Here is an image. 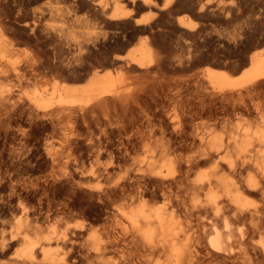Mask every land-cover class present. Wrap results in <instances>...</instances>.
<instances>
[{
    "label": "bare ground",
    "instance_id": "6f19581e",
    "mask_svg": "<svg viewBox=\"0 0 264 264\" xmlns=\"http://www.w3.org/2000/svg\"><path fill=\"white\" fill-rule=\"evenodd\" d=\"M181 1L8 0L2 7L0 83L10 85L0 84V264H264L263 204L248 201L264 187V131L250 136L247 124L235 125L223 136L193 122L227 110L229 94L264 85V37L235 64L237 77L212 66L199 79L146 83L185 69L195 23L176 17L180 54L168 63L172 46L162 35ZM29 42L32 55L17 56ZM28 58L43 71L39 89H26L35 84L23 71ZM58 164L61 174L52 169ZM200 167L208 169L187 184ZM74 213L100 223L57 227Z\"/></svg>",
    "mask_w": 264,
    "mask_h": 264
},
{
    "label": "rangeland",
    "instance_id": "374dc122",
    "mask_svg": "<svg viewBox=\"0 0 264 264\" xmlns=\"http://www.w3.org/2000/svg\"><path fill=\"white\" fill-rule=\"evenodd\" d=\"M156 1L158 4H160L164 0H156ZM256 2H257V0H191V1L183 0V2L182 1L179 2L174 7V12L172 13V15L165 17V21H166V24H168L171 27L172 25L176 24V17L178 15L184 14V17H190L192 19V22L195 23V27H194V31H193L195 35L191 38L190 37L186 38L185 36H184V38L181 37L183 40L186 38L185 42L187 44H189L188 49H190V51H191L190 52L191 54L189 53L190 57H188L189 54L187 55L186 53L184 54L182 52L185 55V57H183V58L185 60L187 59V62L184 60V62H186L185 69L184 70L178 69L175 71V73H171V75H169L167 77H160V78L158 77L157 80H153V78L151 76H148L147 78L144 79V82L152 84V83H155V81H161L162 78H163L162 79L163 81L164 80L173 81V80H180V79H185V80L190 79L191 80L194 78L199 79L202 77L204 70L208 69L212 66H213L212 69H218V70L222 69V71H224L228 77H232V76L237 77L238 75H240L241 70L240 71L238 70L239 72L238 71L235 72L233 67L242 58L248 56L249 53H251L254 49H256V47L254 48V46H257V42L259 43L260 40L264 37V3H258V2L256 3ZM7 3H8V0H3V1L0 0V4H1L0 10L7 7L8 6ZM38 4L39 3H37V5ZM200 6H203V7L201 10L198 11ZM202 10H203L204 14H203ZM194 11H196V12H194ZM196 13H198V14L195 15ZM196 16H198V17H196ZM258 16H260V17H258ZM257 24H258V26H257ZM172 28L175 29V27H171L169 29L166 28V29H164V32L162 33V35H164V36L169 35V38H170L169 44L172 46V50H173V52L171 50L172 53L168 52L170 59L167 57L168 60L166 59V63H168L169 60L172 61L173 58H177V56L180 54L179 50L175 49L176 46L173 42V40L179 36V33L173 34ZM173 45H174V47H173ZM25 46L20 45L18 48L19 50H18L17 56H20V58H23L26 55V52L30 53L31 55L33 53L32 51L34 50V48L30 42L27 43V46H26L28 48L27 50H25ZM263 46H264V43L261 44L259 47L258 46L257 47L260 48ZM46 47L47 46H44L42 48V50L43 49L48 50V48H46ZM30 48H31V50H29ZM38 50H39V48H38ZM36 51H37V49H36ZM38 53H39L38 57H39V55L42 56L40 54V51ZM170 55H172V57ZM188 59H189V61H188ZM188 62H189V64H188ZM166 66H170V65L166 64ZM205 67H207V68H205ZM24 69H25V71H24ZM194 70H196V71H194ZM23 71L25 73H27L28 75H30L31 77L35 78V84L32 86L26 87V89L32 90L34 87L39 89V77H43V71L39 68V62H34V60L32 58H28V60L24 61ZM189 75H190V77H188ZM234 75H236V76H234ZM169 77H171V78H169ZM147 80H149V81H147ZM3 83L1 82L0 84L3 85ZM4 85H10V83L5 82ZM245 92L247 93L248 97L246 96ZM260 92L262 95L259 94L260 95L259 96L258 93H260ZM238 97L239 96H237V98H236L235 95H233V97H232V95L229 94L226 101H224V106L226 107L227 110L223 111V113L218 112V115H216V116L213 112H211L210 114H205L203 116H197L193 120V122L194 123L197 122L199 124H210L211 130L213 131L212 133L219 134V132H220V134H222L223 136H227L229 133L235 132V130L236 131L237 130L242 131L243 129L247 128L245 126L246 124L249 128L248 130L250 132V136L252 135L251 132L253 133V131H254L253 129H255L256 132H261L262 130L264 131V129H263L264 124L260 125L262 123V120H263L262 118H264V117H262L264 115V112H263L264 110H262V109H264V107H263V104H264V85H262L261 88L256 92L244 91L243 96L239 97V98ZM228 99H229V101H228ZM235 99H237L238 101L240 100L246 104H244L242 102H241L242 104H239V103L237 104L238 101L236 100V102H235ZM250 100H251V102H250ZM213 101L215 103H213ZM213 101L211 102V105L216 106V103L218 105V103H219L218 100H217L218 102L216 100H213ZM248 102H249L250 106H249ZM261 102H263V103L261 104ZM231 103L233 105L234 104L235 105L233 106ZM243 104H244V106H243ZM259 104H260V106L257 108V106ZM254 105H255V107H254ZM242 106L244 109L242 108ZM245 107H246V109H248L247 113H246ZM253 108H255V109H253ZM256 108L259 109V111L257 110V112H256ZM249 109L250 110L252 109V110L249 111ZM165 111H166V113H169V114L172 113L174 116L177 114V118L175 116L176 120L184 123L183 118H185V117L183 116L182 112L176 111V113H175L174 110L172 109L171 105H167L165 107ZM165 111H164V113H165ZM170 111H172V112H170ZM242 111H243V113H242ZM261 111L263 112V114L261 113ZM224 112H225V114L228 112L227 118L229 117V119L226 118V115L224 114ZM237 112H238V115L235 114ZM224 115H225V117H224ZM254 115H255V117H253ZM217 117H218V119H216ZM240 117L242 120L239 119ZM252 117L256 121H254L252 119ZM222 118H226L227 120L222 119ZM237 119L240 121H238ZM260 119H262V120H260ZM243 120L246 121L245 124H244ZM216 121H219V123ZM234 121H238V123H236ZM250 122L252 123V126H251ZM254 123H256L255 125H257V126L258 125L262 126V128L259 126L257 127L255 125H253ZM263 123H264V121H263ZM229 124H231V128H230ZM235 125H236V129L234 128L235 129L234 130L232 128L235 127ZM187 126L186 127L188 129L184 128V130L186 131V133L191 134L193 131V127H191L189 124H187ZM199 126H202V125H199ZM243 126L245 128L242 129ZM220 128L222 131L220 130ZM216 129H218L219 131ZM257 129H260V131H258ZM48 132L49 131L45 132V134L43 135L44 138L46 136H48ZM256 132H254V133H256ZM252 137H254V134ZM40 148H41V150H40ZM38 149L42 152V146L41 145L39 146V144H38ZM40 162H41V169L44 170L45 168H48V166H46L47 162L45 160L43 161V159H41ZM52 169L57 174H61L66 170L65 166L62 164H58L56 166H53ZM207 169H208L207 167H200V168L194 169L191 172V174L189 175V177L187 178L186 183L188 184L191 182V180L193 181L194 178L196 177L197 172L199 173V172L205 171ZM263 192H264V187L262 190L253 191L250 194V198L248 201H249V203L257 204L259 207H261L263 204V207H261V208H263V210H264V201H263L264 197L262 198V196H264ZM99 212L100 211H96L94 213H99ZM91 215L82 214V213H76V214L74 213L73 215H70V216L67 215L65 218H63L58 223V225L59 224H61V225H59L57 227H62L66 223H73L77 220H85V221H87V223H89L90 226L96 227L100 222L96 221L94 218L92 219ZM57 218H58V216L55 219H57ZM52 221H54V220H52ZM49 225L50 224H44V226H49Z\"/></svg>",
    "mask_w": 264,
    "mask_h": 264
}]
</instances>
